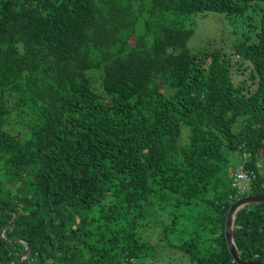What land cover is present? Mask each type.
Listing matches in <instances>:
<instances>
[{
	"label": "trees",
	"instance_id": "1",
	"mask_svg": "<svg viewBox=\"0 0 264 264\" xmlns=\"http://www.w3.org/2000/svg\"><path fill=\"white\" fill-rule=\"evenodd\" d=\"M250 10L255 39L233 46L246 86L222 50H188L193 28L155 23ZM13 115L27 118L15 134ZM262 146L264 0H0V231L17 213L0 264H20L21 240L26 264H154L166 247L187 264H236L231 158L249 154L263 194ZM233 233L243 261L264 262V203L241 208Z\"/></svg>",
	"mask_w": 264,
	"mask_h": 264
},
{
	"label": "rangeland",
	"instance_id": "2",
	"mask_svg": "<svg viewBox=\"0 0 264 264\" xmlns=\"http://www.w3.org/2000/svg\"><path fill=\"white\" fill-rule=\"evenodd\" d=\"M249 17L241 18H227L222 14L208 13L206 15H192L189 17L179 16L174 13H165L161 17L155 20L162 24H168L171 22H177L184 26L193 28L194 33L187 43V48L191 52H195L200 48H205L209 51L214 49H220L227 54L230 60V70L232 80L235 84L243 83L244 86L248 85L251 81L250 76V64L249 62L242 61L241 56L238 53L233 52L234 44L246 40L248 37L253 41L255 39L256 25L258 22V12L250 10ZM90 79L94 86L98 85V79L100 73L97 71L89 72ZM27 118H20L19 115H13L9 121V124L5 126V130L11 134H15L17 131H21L22 123H26ZM232 162L236 166L238 157L233 156ZM264 165V164H263ZM264 168V166H263ZM231 176V175H230ZM252 195V194H250ZM158 214V213H156ZM152 221L158 224H164L168 222L166 215L155 216ZM160 230L154 228H148L142 236L145 240L154 245H159L160 250L161 242L159 240ZM164 248V246H163ZM159 251V250H158ZM188 261L182 258V255L177 250L166 247L163 249L162 254L157 257L154 264H187Z\"/></svg>",
	"mask_w": 264,
	"mask_h": 264
},
{
	"label": "water",
	"instance_id": "3",
	"mask_svg": "<svg viewBox=\"0 0 264 264\" xmlns=\"http://www.w3.org/2000/svg\"><path fill=\"white\" fill-rule=\"evenodd\" d=\"M256 158L260 159L262 163L264 164V146L260 147L257 154ZM264 203V193L260 195H250L247 197H244L242 199L237 200L232 204V206L229 208L227 214H226V220H225V228H224V237H225V242L226 246L228 249V252L230 256L232 257L233 261L236 264H264V262H247L243 261L237 251L236 244L234 242V233H233V227H234V220H235V215L236 213L243 207L249 206V205H254V204H261ZM6 213L12 214L13 218L12 220L1 229L0 231V238L4 239V232L16 221L17 219V213L14 211H5ZM20 243L25 245V250L21 254L19 258L20 264H26L24 260L27 258V256L30 253V247L26 241H20Z\"/></svg>",
	"mask_w": 264,
	"mask_h": 264
},
{
	"label": "built area",
	"instance_id": "4",
	"mask_svg": "<svg viewBox=\"0 0 264 264\" xmlns=\"http://www.w3.org/2000/svg\"><path fill=\"white\" fill-rule=\"evenodd\" d=\"M250 156L244 152L240 156V162L231 173V188L234 192L233 196H230L231 200H236L247 194H249L253 183L256 180V174L253 170H249L246 166V162Z\"/></svg>",
	"mask_w": 264,
	"mask_h": 264
},
{
	"label": "clouds",
	"instance_id": "5",
	"mask_svg": "<svg viewBox=\"0 0 264 264\" xmlns=\"http://www.w3.org/2000/svg\"><path fill=\"white\" fill-rule=\"evenodd\" d=\"M240 156H241V155H240ZM240 156L238 157V158H239V159H238V162H240ZM238 164H239V163H238ZM238 164H237V165H238ZM237 165H236V166H237ZM236 166L233 168V170L236 168ZM233 170L231 171V173L233 172ZM230 175H231V174H230ZM230 178H231V176H230ZM253 184H254V183H253ZM232 191H233V190H232ZM250 194H251V189H250L249 194H247V195H245V196H243V197H241V198H238V199H236V200H231L230 197H229V199H230L231 201H233V203H234V202H236V201L239 200V199H242V198H244V197L250 196ZM252 195H253V194H252Z\"/></svg>",
	"mask_w": 264,
	"mask_h": 264
}]
</instances>
